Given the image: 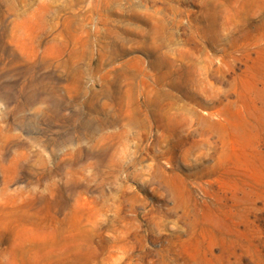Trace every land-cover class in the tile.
Wrapping results in <instances>:
<instances>
[{"label": "rangeland", "instance_id": "374dc122", "mask_svg": "<svg viewBox=\"0 0 264 264\" xmlns=\"http://www.w3.org/2000/svg\"><path fill=\"white\" fill-rule=\"evenodd\" d=\"M0 264H264V0H0Z\"/></svg>", "mask_w": 264, "mask_h": 264}]
</instances>
